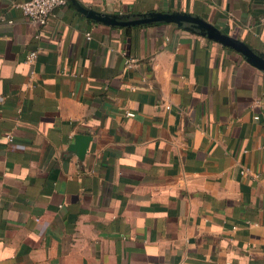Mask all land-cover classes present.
I'll list each match as a JSON object with an SVG mask.
<instances>
[{"label": "crops", "instance_id": "obj_1", "mask_svg": "<svg viewBox=\"0 0 264 264\" xmlns=\"http://www.w3.org/2000/svg\"><path fill=\"white\" fill-rule=\"evenodd\" d=\"M25 1L0 0V264H264V71L175 23L68 0L42 26ZM77 1L264 55V0Z\"/></svg>", "mask_w": 264, "mask_h": 264}, {"label": "water", "instance_id": "obj_2", "mask_svg": "<svg viewBox=\"0 0 264 264\" xmlns=\"http://www.w3.org/2000/svg\"><path fill=\"white\" fill-rule=\"evenodd\" d=\"M71 1L77 10L87 18L99 23L118 27H135L153 23H175L178 26L186 27L192 32H199L209 39L217 41L224 46L230 47L241 53L249 63L264 71V55L252 49L244 41L224 33L219 27L205 19L186 12H149L137 15L107 14L95 11L81 5L77 0ZM91 137L78 134L71 145V150H77L80 157L87 151V144Z\"/></svg>", "mask_w": 264, "mask_h": 264}, {"label": "built area", "instance_id": "obj_3", "mask_svg": "<svg viewBox=\"0 0 264 264\" xmlns=\"http://www.w3.org/2000/svg\"><path fill=\"white\" fill-rule=\"evenodd\" d=\"M67 2L68 0H26L25 2L19 4V7L26 17L30 18L34 22L39 23L42 26H48L55 9L66 5ZM37 55V50L29 52L26 58V62L29 64L35 63ZM133 61V59H130L128 63L132 64ZM127 115L133 116V113L127 112ZM8 137L9 140H12L11 135H9Z\"/></svg>", "mask_w": 264, "mask_h": 264}]
</instances>
